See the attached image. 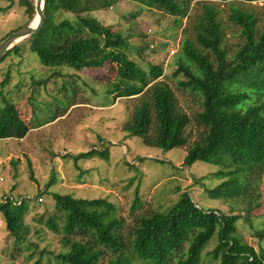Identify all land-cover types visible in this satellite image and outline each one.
<instances>
[{
	"label": "trees",
	"instance_id": "16d2710c",
	"mask_svg": "<svg viewBox=\"0 0 264 264\" xmlns=\"http://www.w3.org/2000/svg\"><path fill=\"white\" fill-rule=\"evenodd\" d=\"M25 7L27 23L0 39L30 24L35 3L19 0ZM147 8H156L175 17L180 25L190 9L191 0H135ZM232 2L235 0H225ZM230 5L228 21L241 28L243 43L233 50L227 40L225 22L216 4L200 3L194 23L182 29L180 58L173 76L181 75L178 88L200 99V110L191 118L178 106V100L164 80L163 65L143 69L128 56L130 36L113 31L109 25L88 15L99 9L95 0H44L45 20L38 31L26 36L29 49L46 66L66 65L76 70H92L109 65L116 81L109 92L114 103L118 97L142 94L122 129L141 137L147 146L164 150L187 146L191 121L201 128L187 146L183 165L197 161L218 167L215 177L221 181L206 189L209 198L231 199L251 188L252 174L264 175V88H245L224 93V83L234 75L258 77L264 71V14L252 2L236 0ZM240 2L249 6L242 7ZM63 11L75 14L74 20L55 16ZM191 30V31H190ZM148 31H151L149 29ZM135 50V49H134ZM143 48H136L140 54ZM11 52L14 44L0 58ZM8 80V75L4 81ZM29 123L12 103L0 107V139H22ZM103 150L79 154L91 156ZM52 181L48 184H52ZM54 210L47 227L60 233L66 251L54 256L55 264H198L201 252L216 234L210 251L216 264H264V247L255 249L244 240L236 225L239 215L200 207L187 192L165 210H146L135 215L127 229L125 220L116 216V206L105 197L83 199L69 193H55ZM28 207L21 203H0L6 230L18 241L25 238L23 215ZM259 235L258 233H256ZM186 246V248H185ZM173 259V260H172Z\"/></svg>",
	"mask_w": 264,
	"mask_h": 264
},
{
	"label": "rangeland",
	"instance_id": "374dc122",
	"mask_svg": "<svg viewBox=\"0 0 264 264\" xmlns=\"http://www.w3.org/2000/svg\"><path fill=\"white\" fill-rule=\"evenodd\" d=\"M198 1L216 4L231 50L243 43L241 28L228 21L230 5L239 2L236 0H191L179 26L174 24V16L135 0H95L100 8L88 13L113 31L130 36L128 56L143 69L148 70L151 64L164 66V77L158 80L169 84L178 106L191 118L200 110V99L179 89L182 76L172 73L180 58L182 29L187 25L191 29L200 14ZM252 5L264 14V0ZM24 9L19 0H0V39L27 23ZM35 17L36 13L29 23ZM61 18L74 20L75 14L63 11L56 14L55 21ZM15 44H19L18 54L11 52L0 62V107L14 104L30 129L22 139H0V203L5 196H21L28 209L22 221L26 235L18 242L6 230L0 210V264H55L54 256L66 251L60 244L61 234L45 223L53 213L55 193L83 199L105 197L115 204V215L124 218L128 229L137 213L165 210L185 191L203 209L239 215L236 225L244 240L255 249L264 247V175L260 178L252 174L251 188L237 197L209 198L206 189L221 181L214 176L218 167L203 161L190 166L182 163L187 146L201 131L193 121L187 127V146L169 150L147 146L141 137L122 129L142 94L118 97L114 103L110 100L115 67L107 64L76 70L66 65L46 66L30 51L28 38ZM136 48L143 51L138 54ZM246 87L264 88V71L258 77L234 75L225 81L223 90L227 93ZM258 96L262 99L264 94ZM92 149L105 154L79 157ZM39 197L43 200L38 201ZM216 241L215 234L201 252L198 264L217 263L210 255Z\"/></svg>",
	"mask_w": 264,
	"mask_h": 264
},
{
	"label": "water",
	"instance_id": "95a60500",
	"mask_svg": "<svg viewBox=\"0 0 264 264\" xmlns=\"http://www.w3.org/2000/svg\"><path fill=\"white\" fill-rule=\"evenodd\" d=\"M43 2L44 0H36L35 1V13L37 17V21L35 24L32 22L27 26L23 27L21 30L10 34L7 38H5L0 43V58L4 55V53L10 49L16 42L20 41L21 39L25 38L29 34L36 32L42 26L45 16L43 12Z\"/></svg>",
	"mask_w": 264,
	"mask_h": 264
},
{
	"label": "built area",
	"instance_id": "2783aa9c",
	"mask_svg": "<svg viewBox=\"0 0 264 264\" xmlns=\"http://www.w3.org/2000/svg\"><path fill=\"white\" fill-rule=\"evenodd\" d=\"M0 180H2V177H0ZM23 200V197H19V198H14L12 196H5L3 203L7 202V201H11L12 203H21V201ZM43 198L39 197L38 201H42Z\"/></svg>",
	"mask_w": 264,
	"mask_h": 264
},
{
	"label": "bare ground",
	"instance_id": "6f19581e",
	"mask_svg": "<svg viewBox=\"0 0 264 264\" xmlns=\"http://www.w3.org/2000/svg\"><path fill=\"white\" fill-rule=\"evenodd\" d=\"M37 21V17L34 18V20L32 21L33 24H35Z\"/></svg>",
	"mask_w": 264,
	"mask_h": 264
}]
</instances>
